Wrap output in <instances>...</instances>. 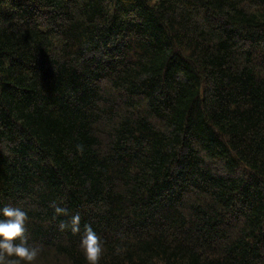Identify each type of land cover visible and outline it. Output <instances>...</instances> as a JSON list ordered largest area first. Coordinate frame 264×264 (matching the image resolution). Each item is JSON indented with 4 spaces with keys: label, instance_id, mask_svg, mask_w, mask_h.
<instances>
[{
    "label": "trees",
    "instance_id": "16d2710c",
    "mask_svg": "<svg viewBox=\"0 0 264 264\" xmlns=\"http://www.w3.org/2000/svg\"><path fill=\"white\" fill-rule=\"evenodd\" d=\"M4 205L33 264H264V0H0Z\"/></svg>",
    "mask_w": 264,
    "mask_h": 264
},
{
    "label": "clouds",
    "instance_id": "9594fccd",
    "mask_svg": "<svg viewBox=\"0 0 264 264\" xmlns=\"http://www.w3.org/2000/svg\"><path fill=\"white\" fill-rule=\"evenodd\" d=\"M57 215H66L67 209L53 205ZM28 214L22 206L4 205L0 207V264H33L38 256V249L29 244L27 235ZM69 227L61 222V230ZM70 228L73 233L80 231V214L72 215ZM88 264H99L103 253V241L95 230L88 225L80 239Z\"/></svg>",
    "mask_w": 264,
    "mask_h": 264
}]
</instances>
